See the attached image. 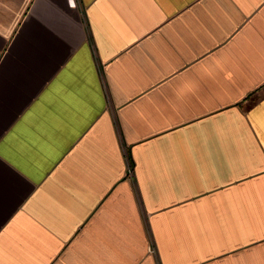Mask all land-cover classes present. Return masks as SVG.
<instances>
[{
	"label": "crops",
	"instance_id": "0c3cea01",
	"mask_svg": "<svg viewBox=\"0 0 264 264\" xmlns=\"http://www.w3.org/2000/svg\"><path fill=\"white\" fill-rule=\"evenodd\" d=\"M0 173V264H264V0H0Z\"/></svg>",
	"mask_w": 264,
	"mask_h": 264
},
{
	"label": "built area",
	"instance_id": "2783aa9c",
	"mask_svg": "<svg viewBox=\"0 0 264 264\" xmlns=\"http://www.w3.org/2000/svg\"><path fill=\"white\" fill-rule=\"evenodd\" d=\"M126 174L128 177L132 178L133 177V168L130 160L126 158Z\"/></svg>",
	"mask_w": 264,
	"mask_h": 264
},
{
	"label": "snow or ice",
	"instance_id": "6c2138e0",
	"mask_svg": "<svg viewBox=\"0 0 264 264\" xmlns=\"http://www.w3.org/2000/svg\"><path fill=\"white\" fill-rule=\"evenodd\" d=\"M2 175H3V174H2V173H0V178H2Z\"/></svg>",
	"mask_w": 264,
	"mask_h": 264
}]
</instances>
